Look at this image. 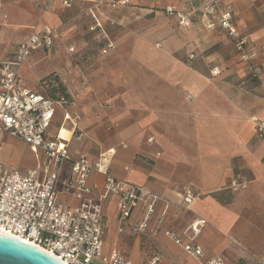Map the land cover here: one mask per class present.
Instances as JSON below:
<instances>
[{"label": "crops", "instance_id": "obj_1", "mask_svg": "<svg viewBox=\"0 0 264 264\" xmlns=\"http://www.w3.org/2000/svg\"><path fill=\"white\" fill-rule=\"evenodd\" d=\"M116 1L0 0V62L34 28L53 29V46L34 50L19 69L32 91L38 78L55 71L72 95L70 104L55 107L48 136L65 130L69 152L84 153L90 163L107 154L113 176L147 185L171 203L166 212L156 206L155 233L129 232L139 208L120 232L117 197L102 196L103 175L92 171L91 193L72 196L67 163L59 168L57 198L70 205L86 196L101 203L105 255L118 251L134 264L157 255L168 264H203L219 254L223 264H264V139L249 118L264 119V0H229L235 27L254 54L255 78L219 31L216 13L206 10L209 0ZM167 6L193 10L189 27L168 16ZM84 19L99 21L112 50L73 58L84 53ZM2 156L16 169L3 146ZM234 178L247 183L232 189ZM187 187L197 197L183 209L177 205ZM200 220L194 242L204 256L197 259L164 231L172 229L186 243L192 235L186 228Z\"/></svg>", "mask_w": 264, "mask_h": 264}, {"label": "built area", "instance_id": "obj_2", "mask_svg": "<svg viewBox=\"0 0 264 264\" xmlns=\"http://www.w3.org/2000/svg\"><path fill=\"white\" fill-rule=\"evenodd\" d=\"M209 1L210 7L206 10L216 13V26L219 31L225 32L235 47L238 59L244 62L248 74L255 78L258 70L253 63L254 54L246 48L247 36L235 27V15L230 1ZM116 2L124 4L127 0ZM62 3L69 6V0H63ZM165 12L168 16L175 17L178 25L189 27L193 10L177 11L167 6ZM95 21L89 30L98 29L104 35L105 43L101 46L100 53L106 54L114 48V43L103 31L99 21ZM52 34L53 29L49 25L41 29L34 28L25 39L17 43L12 55L0 62V140L6 135L21 140L35 157L42 158H39L36 166L26 171L6 167L0 141V231L41 248L64 264H134L118 251L109 255L103 253L104 213L98 200L86 196L77 204L70 205L57 198L60 165L67 163L65 183L75 186L72 196L76 195L75 192L91 193L88 177L92 171L103 175L102 196L117 197L116 211L120 232L133 210L139 208L141 213L130 225L129 232L137 236L155 233L156 228L151 225V219L156 206L163 204L162 210L166 212L171 201L154 193L147 185H136L113 176L107 167V154H102L94 163H90L84 153L69 152L65 130L59 129L54 137L48 136L55 107L67 104L29 89L21 80L19 69L34 50H47L53 46ZM188 57L192 59L193 55L189 54ZM249 118L254 123L256 136L264 139V119L257 115ZM109 152L114 153L112 148L107 150ZM246 183L245 178L241 182L234 178L230 186L238 189L243 188ZM196 197L197 194L191 188H184L177 206L185 209ZM202 223L203 220L190 223L185 233L190 229L192 235L191 240L186 243L172 229L165 230L164 234L180 245L185 253L201 259L204 253L195 244L194 237ZM143 264L168 263L157 255ZM203 264H223V258L216 254L205 258Z\"/></svg>", "mask_w": 264, "mask_h": 264}, {"label": "rangeland", "instance_id": "obj_3", "mask_svg": "<svg viewBox=\"0 0 264 264\" xmlns=\"http://www.w3.org/2000/svg\"><path fill=\"white\" fill-rule=\"evenodd\" d=\"M83 15L88 17L86 14H83ZM95 22L96 21L92 23L91 21V23H89L86 19H84L83 29L85 33L87 34L86 41H85L86 43L83 48L84 53H82L81 55H80V51L77 53H73L74 55L73 58H79L83 54H85L87 57H92L93 55L94 56L99 55L101 44L104 43V35L98 29L91 30V31L89 30L90 27L95 24ZM102 29L108 36H110V34H108L107 30H105L103 26H102ZM10 53H11L10 50H8L7 57L10 55ZM26 61H24L21 65L25 64ZM76 63H78V61ZM98 65H95V66H98ZM77 69L80 70L81 67H78ZM49 73H52V71L48 72L45 75H42L40 78L37 79L36 87L34 88L35 90H38V91L44 90L41 79L47 76ZM1 141H2V146L4 147V155L8 156L11 159V162H10L11 165L15 167L17 170H19L20 172L26 171L25 170L26 168H29V167L32 168L36 166V163L39 161V158L42 160L41 156L35 157V155H33L29 151L28 147H26V145L21 142V140L19 141V140H16L6 135L3 137Z\"/></svg>", "mask_w": 264, "mask_h": 264}, {"label": "water", "instance_id": "obj_4", "mask_svg": "<svg viewBox=\"0 0 264 264\" xmlns=\"http://www.w3.org/2000/svg\"><path fill=\"white\" fill-rule=\"evenodd\" d=\"M0 264H64L41 248L0 233ZM93 264V263H90Z\"/></svg>", "mask_w": 264, "mask_h": 264}, {"label": "trees", "instance_id": "obj_5", "mask_svg": "<svg viewBox=\"0 0 264 264\" xmlns=\"http://www.w3.org/2000/svg\"><path fill=\"white\" fill-rule=\"evenodd\" d=\"M103 44H101V46ZM41 81L43 83L42 86L44 89L42 92L45 95L56 100H62L65 104H70L72 102V95L69 93L66 84L60 80L58 74L55 71H52V73H49L47 76L43 77Z\"/></svg>", "mask_w": 264, "mask_h": 264}, {"label": "bare ground", "instance_id": "obj_6", "mask_svg": "<svg viewBox=\"0 0 264 264\" xmlns=\"http://www.w3.org/2000/svg\"><path fill=\"white\" fill-rule=\"evenodd\" d=\"M0 233H2V234H5L4 232H2V231H0ZM5 235H8V234H5ZM9 236V235H8Z\"/></svg>", "mask_w": 264, "mask_h": 264}]
</instances>
